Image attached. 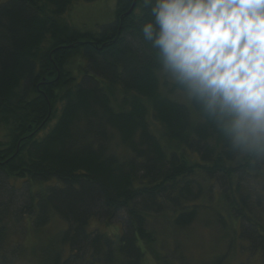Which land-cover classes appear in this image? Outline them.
Listing matches in <instances>:
<instances>
[{
	"label": "trees",
	"instance_id": "obj_1",
	"mask_svg": "<svg viewBox=\"0 0 264 264\" xmlns=\"http://www.w3.org/2000/svg\"><path fill=\"white\" fill-rule=\"evenodd\" d=\"M78 1L0 0V264H14L11 223L54 217L65 225L42 264H172L159 218L183 229L203 212L229 248L264 257V154L230 150L165 92L175 86L140 35L144 0L129 13L133 0H114V19L86 30L65 16ZM115 220L112 235L90 225Z\"/></svg>",
	"mask_w": 264,
	"mask_h": 264
},
{
	"label": "clouds",
	"instance_id": "obj_2",
	"mask_svg": "<svg viewBox=\"0 0 264 264\" xmlns=\"http://www.w3.org/2000/svg\"><path fill=\"white\" fill-rule=\"evenodd\" d=\"M163 76L230 150L264 154V0H144Z\"/></svg>",
	"mask_w": 264,
	"mask_h": 264
},
{
	"label": "rangeland",
	"instance_id": "obj_3",
	"mask_svg": "<svg viewBox=\"0 0 264 264\" xmlns=\"http://www.w3.org/2000/svg\"><path fill=\"white\" fill-rule=\"evenodd\" d=\"M113 9L114 0H93L89 2L79 0L72 5L65 16L71 25L86 30L97 28L112 21L114 19ZM83 60V58L74 57V67L71 60L70 67H72L74 75L79 74V67ZM161 78H165L163 74H161ZM168 83L170 84V81ZM170 85L164 87L165 92L170 97L184 103L189 102L177 87L169 88ZM17 186L20 187V183ZM208 216L203 212L193 223L183 229H170L166 222L159 218L156 224V232L157 238L161 239V254L165 253L172 264H263L264 257L261 253L256 252L254 258H249L247 254L240 251L238 248L239 243H236V248H229L228 242L232 237V233L227 229L222 230L218 222ZM121 217L122 215L116 219L120 221ZM117 220L113 221L110 224L111 226L108 227L98 224L97 221H92L90 225L91 228L101 227L108 235H112L115 228L119 226ZM64 225L65 223L56 217L52 218L47 226L40 229L26 230L23 222L16 224L15 227L11 223L12 230L10 231L8 253L13 256L14 264H42V248L56 236ZM242 239L238 236L236 241L239 242ZM146 263L153 264L151 256L147 257Z\"/></svg>",
	"mask_w": 264,
	"mask_h": 264
},
{
	"label": "water",
	"instance_id": "obj_4",
	"mask_svg": "<svg viewBox=\"0 0 264 264\" xmlns=\"http://www.w3.org/2000/svg\"><path fill=\"white\" fill-rule=\"evenodd\" d=\"M135 2H136V0L132 1L131 6H130V8L128 9V11L126 13H129L130 11H132V9L134 8Z\"/></svg>",
	"mask_w": 264,
	"mask_h": 264
},
{
	"label": "bare ground",
	"instance_id": "obj_5",
	"mask_svg": "<svg viewBox=\"0 0 264 264\" xmlns=\"http://www.w3.org/2000/svg\"><path fill=\"white\" fill-rule=\"evenodd\" d=\"M4 1V0H3ZM217 246V245H216ZM232 252V251H231Z\"/></svg>",
	"mask_w": 264,
	"mask_h": 264
}]
</instances>
